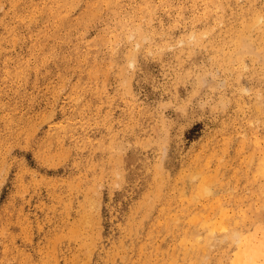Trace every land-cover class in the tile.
Returning <instances> with one entry per match:
<instances>
[{
    "label": "rangeland",
    "instance_id": "374dc122",
    "mask_svg": "<svg viewBox=\"0 0 264 264\" xmlns=\"http://www.w3.org/2000/svg\"><path fill=\"white\" fill-rule=\"evenodd\" d=\"M260 161L264 0H0V264H242Z\"/></svg>",
    "mask_w": 264,
    "mask_h": 264
},
{
    "label": "bare ground",
    "instance_id": "6f19581e",
    "mask_svg": "<svg viewBox=\"0 0 264 264\" xmlns=\"http://www.w3.org/2000/svg\"><path fill=\"white\" fill-rule=\"evenodd\" d=\"M64 2H65V1H64ZM60 3H61V2H60ZM65 5H66V4H65ZM65 9H66V8H65ZM67 10H68V9H67ZM53 12H54V11H53ZM255 12H256V11H255ZM255 12H254L255 19H254V16H251V15L249 14V15L251 16V17H250L251 21H248V22H247L248 24L246 23V21H244V22L241 21V22H242L241 24H243V27H241L239 30H236V31H235V34H234V37H233L234 39H233V40H234V42H236V43H235V44H236L235 47H237V49H239V50H240V48L242 49V47L244 46V45H243V44H244V39L247 40L246 38H244V37H245V34H247V29H248L250 26L254 25V24L257 22V21H255V20H259L260 17L262 16L261 13L259 12L261 16H258L259 18H257V17H256L257 15H255ZM63 13H65V12H63ZM257 13H258V12H257ZM61 14H62V13H61ZM218 16H219V15H218ZM246 18H247V17H246ZM49 19H50V18H49ZM243 19H245V18H243ZM57 20H58V19H57ZM220 22H221V21H220ZM258 22L260 23V20H259ZM126 23H127V22H126ZM259 23H258V24H259ZM256 24H257V23H256ZM256 24H255V25H256ZM128 25H129V24H128ZM255 25H254V26H255ZM129 26H130V25H129ZM129 26H127V27H129ZM241 26H242V25H241ZM254 26L252 27L253 29H254ZM255 27H257V25H256ZM52 29H53V28H52ZM250 29H251V27H250ZM255 29H256V28H255ZM248 30H249V29H248ZM139 31H140V30H139ZM203 31L206 32V30H203ZM245 31H246V33H245ZM249 31H250V30H249ZM205 32H202V33L205 34ZM129 33H130V32H129ZM248 33H249V32H248ZM250 34H251V33H250ZM250 34H249V35H250ZM130 35H132V34H130ZM247 36H248V35H247ZM247 36H246V37H247ZM195 37H196V36H194V38H195ZM249 38H250V37H249ZM192 39H193V38H192ZM193 40H194V39H193ZM249 46H250V45H249ZM243 48H244V47H243ZM237 49H235V50H237ZM239 50H238V51H239ZM258 50H259V49H258ZM232 51H233V50H232ZM243 51H244V50H243ZM235 53H236V52H235ZM242 53H243V52H242ZM244 53H245V52H244ZM244 53H243V54H244ZM237 54H239V53H237ZM237 54H236V55H237ZM237 56H238V55H237ZM237 56H235V57H237ZM245 56H246V55H245ZM225 57H226V56H225ZM227 59H228V58H227ZM255 59H256V58H255ZM231 60H232V59H231ZM228 61H230V60H228ZM233 62H234V61H233ZM240 63H241V62H240ZM244 65H245V64H244ZM13 73H14V72H13ZM93 74H94V72H93ZM238 74H239V73H238ZM94 75H95V74H94ZM239 76H240V75H239ZM11 80H12V79H11ZM237 80H238V79H237ZM88 84H90V83H88ZM94 90H96V89L94 88ZM241 90H242V89H241ZM10 119H11V118H10ZM10 119H8V121H9ZM8 125H9V124H8ZM69 126H70V125H69ZM5 128H6V127H5ZM21 129H22V128H21ZM18 131H19V130H18ZM26 136H27V135H26ZM105 136H106V135H105ZM3 137H4V136H3ZM111 137H112V136H111ZM76 140H77V139H76ZM111 140H112V139H111ZM47 142H48V141H47ZM73 143H74V142H73ZM113 143H114V141H113ZM82 144H83V143H82ZM108 145H109V144H108ZM108 145H107V146H108ZM117 145H118V144H117ZM83 148H84V147H83ZM83 148H82V149H83ZM95 148H96V147H95ZM112 148H113V147H112ZM112 148H111V149H112ZM94 150H95V149H94ZM61 152H62V151H61ZM47 154H48V153H47ZM211 154H212V153H211ZM41 155H42V154H41ZM65 155H66V154H65ZM65 155H64V156H65ZM117 155H118V154H117ZM117 155H116V156H117ZM58 158H59V157H58ZM64 158H66V157H64ZM64 158H62V161H63ZM256 158H257V157H256ZM256 158H255V159H256ZM248 159H249V158H248ZM258 159H259V158H258ZM256 160H257V159H256ZM261 160H262V159H261ZM114 161H115V160H114ZM249 162H250V161H249ZM260 163L264 164V161H260L258 164H260ZM246 164H247V163H246ZM253 164H254V163H253ZM256 164H257V162H256ZM158 166H159V165H158ZM261 166H262V165L260 164V168H261V169L257 168V169L260 170V172H261V170H264V167H261ZM159 167H160V166H159ZM112 168L114 169V167H112ZM253 168H254V167H253ZM157 170H158V169H157ZM157 170H156V171H157ZM190 170H191V169H190ZM246 170H247V169H246ZM254 170H255V169H254ZM254 170H253V171H254ZM160 171H161V170H160ZM160 171H159V172H160ZM193 172H194V171H193ZM260 172H259V173H260ZM156 173H157V172H156ZM179 173H180V172H179ZM187 173H188V172H187ZM189 173H190V172H189ZM189 173H188V174H189ZM190 174H191V173H190ZM193 174H194V173H193ZM193 174H192V176H193ZM153 175H155V174H153ZM157 175H160V174L158 173ZM183 175H184V174H183ZM185 175H186V174H185ZM196 175H197V174H196ZM196 175H194V176H196ZM250 175H251V173H250ZM252 176H253V174H252ZM259 176H260V175H259ZM153 177H154V176H153ZM159 177H160V176H159ZM185 177H186V176H185ZM187 177H188V176H187ZM190 177H191V176H190ZM190 177H189V178H190ZM205 177H206V175H205ZM177 178H178V177H177ZM177 178H176V179H177ZM191 178H192V177H191ZM202 178H203V177H202ZM154 179H155V178H154ZM179 179H180V178H179ZM185 179H186V178H185ZM207 179H208V178H207ZM207 179L205 178L204 181H205V180L207 181ZM210 179H211V178H210ZM210 179H209V182H210ZM180 180H181V179H180ZM180 180H179V181H180ZM158 181H160V180H158ZM181 181H182V180H181ZM186 181H188V180H186ZM200 181H201V180H200ZM204 181H202V182L205 183L206 181H205V182H204ZM211 181H212V179H211ZM174 182H175V181H174ZM202 182H201L200 184H202ZM209 182H206V185H207V183H209ZM70 183H71V182H70ZM79 183H80V182H79ZM158 183H159V182H158ZM155 184H157V183H155ZM188 184H189V183H188ZM157 185L159 186V184H157ZM82 186H83V185H82ZM89 187H90V185H89ZM155 187H157V186H155ZM203 187H205V184H204ZM83 189H84V188H83ZM199 189H200V188H199ZM204 189H205V188H204ZM208 189H209V188H208ZM157 190H158V189H157ZM180 190H181V189H180ZM202 190H203V188H202ZM181 191H182V190H181ZM207 191H208V190H207ZM93 192H94V191H93ZM148 192H149V191H148ZM158 192H159V191H158ZM160 192H161V190H160ZM208 192H209V191H208ZM88 193H89V192H88ZM155 194H156V193H155ZM158 194H159V193H157V195H158ZM91 195H92V194H91ZM159 195H160V194H159ZM148 196H149V195H147V199H148ZM158 197H159V196H158ZM158 197H157V198H158ZM92 198H93V197H92ZM90 199H91V198H90ZM88 200H89V198H88ZM139 200H141V199H139ZM86 201H87V200H86ZM89 202H90V201H89ZM152 202H153V201H152ZM91 203H92V200H91ZM135 203H136V202H135ZM140 204H141V203H140ZM261 204H262V203H261ZM139 206H140V205H139ZM216 206H217V205H216ZM218 206H219V205H218ZM220 207H221V206H219V209H220ZM145 210H146V209H145ZM162 210H163V209H162ZM201 210H202V209H201ZM221 210H222V209H221ZM130 211H131V210H130ZM198 213H199V212H198ZM200 213H201V212H200ZM219 213H221V212H219ZM219 213H218V216H219ZM86 214H87V213H86ZM88 214H89V213H88ZM142 214H143V213H142ZM222 214H223V213H222ZM192 215H193V217H192ZM190 216H191V218H194V220L197 218L196 216L194 217V214H190ZM203 216H204V215H203ZM84 217H86V215H85ZM205 217H206V216H204V218H205ZM86 218H87V217H86ZM91 218H93V217L91 216ZM240 218H243V217H240ZM82 219H83V218H82ZM166 219H167V218H166ZM84 220H85V218L83 219V221H84ZM92 220H93V219H92ZM172 220H173V219H172ZM194 220H192V221H193V222H196V220H199V222H200V219H199V218H197L195 221H194ZM212 220H213V219H212ZM214 220H218V219H214ZM220 220H221V219H219V221H220ZM234 220L236 221V219H233V221H234ZM139 221H140V220H139ZM164 221H167V220L164 219ZM173 221H175V220H173ZM219 221H218V222L216 221V222L219 224L220 228H221V226H222V228L225 229L226 226L223 227V226H224L223 224H225L226 221L224 220L225 222H224L223 224H222L223 220H221L220 222H219ZM84 222H87V221H84ZM84 222H83V224H86V223H84ZM175 222H176V221H175ZM201 222H202V221H201ZM259 222H260V221H259ZM81 223H82V222H81ZM81 223H80V224H81ZM88 223H89V220H88ZM156 223H158V222H156ZM261 223H264V222H261ZM163 224H164V223H163ZM172 224H173V223H172ZM199 224H200V223H199ZM206 224H207V223H206ZM213 224H214V223H213ZM236 224H237V223H236ZM152 225H153V224H152ZM262 225H264V224H262ZM213 226H215L214 228H218L215 224H214ZM213 226H212V227H213ZM228 226H230V225H228ZM236 226H237V225H236ZM256 226H257V225H256ZM256 226H254V227H256ZM158 227H159V226H158ZM167 227H168V226H167ZM167 227H166V228H167ZM200 227H201V226H200ZM208 227H209V226H208ZM261 227H262V226H261ZM261 227H260V228H261ZM71 228H72V227H71ZM148 228H149V227H148ZM203 228H205V227H203ZM222 228H221V229H222ZM256 228H257V227H256ZM256 228H255V229L253 228L254 230H252V231H255ZM262 228H264V227H262ZM155 230H156V229H155ZM208 230H212V231H213V228H212V229H209V228H208ZM218 230H219V229H218ZM226 230H227V229H226ZM226 230H225V231H226ZM257 230H259V229H257ZM212 231H211V232H212ZM220 231H221V230H220ZM220 231H219V233H221ZM222 231H223V229H222ZM252 231H250V232H252ZM73 232H75V231H73ZM214 232H215V231H214ZM228 232H229V231H228ZM261 232H264V230L261 229ZM261 232H260L259 235H262ZM148 233H149V232H148ZM223 233H224V232H223ZM255 233H256V231H255ZM255 233L253 232L252 234H255ZM129 234H130V233H129ZM149 234H150V233H149ZM191 234H192V233H191ZM224 234H225V233H224ZM224 234H223V237L221 236V238H224V237L226 238V235H224ZM228 234H229V233H228ZM228 234H227V235H228ZM246 234L249 235L250 233H247V232H246ZM133 235H134V234H133ZM150 235H151V234H150ZM230 235H231V237H234L235 239H236V238H239V243H240L241 247L243 246L242 248L239 246V247L241 248V250H240V248H238L239 251H237V252H238V254H236V255H238L237 257H239V254H240V253L242 254V252H243L244 255H247V256H249V258H251V256L253 255V253H254L255 251H254L252 248H250V246H251V247L253 246V245H250V244H251V243L254 244L255 242H254V241L251 242V240H249V241L247 242V238L244 236L245 233H244V235H240V234H239L237 231H235V230H232V233H231ZM248 235H247V236H248ZM259 235H258V236H259ZM128 236H129V235H128ZM131 236H132V235H131ZM199 236H201V235H199ZM238 236H239V237H238ZM254 236H255V235H253V237H254ZM262 236H264V235H262ZM231 237H230V238H231ZM248 237H249V236H248ZM149 238H150V237H149ZM195 238H197V237H195ZM182 239H183V237H182ZM182 239H181V240H182ZM186 239H187V238H185V240H186ZM190 239H191V238H190ZM211 239H212V238H211L209 235H208V236L206 235V237H205L204 240H202V241H200V239H199L198 242H195V245L191 244V245L194 246V247L192 246L193 250H195L197 253H198L199 251H200V252H203L204 249H206V245L212 242V241L210 242ZM213 239H216V237H215V238L213 237ZM218 239H219V238H218ZM249 239H251V238L249 237ZM254 239H255V238H254ZM254 239H253V240H254ZM256 239H257V237H256ZM256 239H255V240H256ZM259 239L262 240V239H264V238H262V239L259 238ZM91 240H92V238H91ZM178 240H179V239H178ZM181 240H180V241H181ZM219 240H220V239H219ZM260 240H258V242H257L258 245H255L253 248H255V249L258 248V250L264 248V244H262V243H264V242L260 243V242H261ZM190 241H191V240H190ZM196 241H197V240H196ZM216 241H217V240H216ZM216 241H215V242H216ZM223 241H224V240H223ZM225 241H226V240H225ZM231 241H232V240H231ZM235 241H236V240H235ZM256 241H257V240H256ZM259 241H260V242H259ZM262 241H264V240H262ZM178 242H179V241H178ZM182 242H183V241H182ZM219 242H221V241H219ZM219 242H218V243H219ZM232 242H233V241H232ZM232 242H231V243H232ZM249 242H250V243H249ZM253 242H254V243H253ZM122 243H123V242H122ZM174 243H175V242H174ZM189 243H190V242H189ZM193 243H194V242H193ZM218 243H217V244H218ZM243 243H244V245H243ZM248 243H249V245H248ZM179 244H180V242H179ZM228 244H229V243H228ZM234 244H235V243H234ZM121 245H122V244H121ZM140 245H141V244H140ZM172 245H173V244H172ZM174 245H176V244H174ZM229 245H230V244H229ZM235 245L238 246L239 244H237V242H236ZM260 245H261L262 248L260 247ZM143 246H144V244H143ZM212 246H213V245H212ZM236 246H235V247H236ZM244 246H246V248H245ZM207 247H208V246H207ZM259 247H260V248H259ZM116 248H117V247H116ZM142 248H143V247H142ZM166 248H167V247H166ZM187 248H189V247H188L187 245L184 246V244L182 243V250H183V252H186V251H187ZM173 249H175V248L173 247ZM178 249H179V247H178ZM236 249H237V248H236ZM238 249H237V250H238ZM114 250H115V249H114ZM140 250H141V248H140ZM176 250H177V249H176ZM207 250H208V249H207ZM258 250L256 249V252H255L256 256L259 255V251H258ZM172 251H173V250H172ZM261 251H262V250H260V252H261ZM138 252H139V251H138ZM191 252H192V250H191ZM204 252H205V254H206V251H204ZM233 252H234V251H233ZM252 252H253V253H252ZM234 253H236V250H235ZM234 253H233V255L236 256ZM139 254H140V253H139ZM243 254H242V257H241V259H240V261H243V259H244V261L241 262L242 264H243V263H244V264H245V263L248 264V263H250V262H248V261H253V260H249V259L245 256V258L248 259V261L246 262V261H245V258H243V257H244ZM262 254H264V253H262ZM262 254H260V255H262ZM115 255H116V254H115ZM185 255H186V254H185ZM185 255H184V256H185ZM189 255H190V253H189ZM200 255H201V254H200ZM200 255H199V256H200ZM203 255H204V254H203ZM260 255H259V256H260ZM206 256H207V255H206ZM240 256H241V255H240ZM253 256H255V255H253ZM259 256H257V258H258ZM201 257H202V256H201ZM261 257H262V256H261ZM180 258H181V257H180ZM184 258H185V257H184ZM203 258H204V257H203ZM233 258H234V257H233ZM235 258H236V257H235ZM239 258H240V257H239ZM239 258H237V259H239ZM254 258H255V257H254ZM195 259H196V258H195ZM201 259H202V258H201ZM237 259L234 260V262L237 261ZM251 259H252V258H251ZM260 259H261V258H260ZM111 260H112V259H111ZM181 260H183V259H181ZM188 260H189V259H188ZM193 260H194V259H193ZM172 261H173V259H172ZM172 261H171V263L173 264ZM261 261L264 262V259H261ZM189 262H190V260H189ZM237 262H238V261H237ZM257 262H258V261H257ZM262 262H261V264H264V263H262ZM75 263H76V262H75ZM171 263H170V264H171ZM178 263H179V262H178ZM178 263H177V264H178ZM180 263H181V262H180ZM193 263H194V262H193ZM251 263H252V262H251ZM255 263H256V262H255ZM133 264H134V263H133ZM139 264H140V263H139ZM232 264H235V263H233V261H232ZM239 264H240V263H239ZM252 264H253V263H252ZM257 264H258V263H257Z\"/></svg>",
    "mask_w": 264,
    "mask_h": 264
}]
</instances>
